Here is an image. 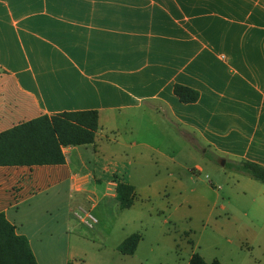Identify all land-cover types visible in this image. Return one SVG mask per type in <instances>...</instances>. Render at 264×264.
I'll return each instance as SVG.
<instances>
[{
    "label": "crops",
    "instance_id": "1",
    "mask_svg": "<svg viewBox=\"0 0 264 264\" xmlns=\"http://www.w3.org/2000/svg\"><path fill=\"white\" fill-rule=\"evenodd\" d=\"M86 111L99 112L96 142L65 149L64 165L0 167V214L38 264L136 255L119 252L130 236L116 194L128 184L138 197L133 164L169 168L195 146L264 167V0H0V134Z\"/></svg>",
    "mask_w": 264,
    "mask_h": 264
},
{
    "label": "rangeland",
    "instance_id": "2",
    "mask_svg": "<svg viewBox=\"0 0 264 264\" xmlns=\"http://www.w3.org/2000/svg\"><path fill=\"white\" fill-rule=\"evenodd\" d=\"M178 150L169 168L160 164L139 174L141 167L132 166L138 197L118 232L143 240L126 264H189L193 254L209 263L264 264V184L227 168L228 161L224 167L213 162L200 147L190 160ZM112 254L107 249L109 263Z\"/></svg>",
    "mask_w": 264,
    "mask_h": 264
},
{
    "label": "trees",
    "instance_id": "3",
    "mask_svg": "<svg viewBox=\"0 0 264 264\" xmlns=\"http://www.w3.org/2000/svg\"><path fill=\"white\" fill-rule=\"evenodd\" d=\"M174 94L185 105L196 104L200 100L198 91L182 85L174 87ZM99 131L100 116L97 111L40 117L0 134V167L64 165L65 149L94 144ZM207 157L217 162L213 157ZM226 167L264 184V167L259 164L240 160L227 162ZM116 194L123 211L133 207L137 197L133 186L120 184ZM142 239L141 234L131 235L119 247V252L123 256H133ZM0 264H38L28 239L18 234L5 214H0ZM189 264L222 263L219 260L207 263L201 255L194 254Z\"/></svg>",
    "mask_w": 264,
    "mask_h": 264
},
{
    "label": "built area",
    "instance_id": "4",
    "mask_svg": "<svg viewBox=\"0 0 264 264\" xmlns=\"http://www.w3.org/2000/svg\"><path fill=\"white\" fill-rule=\"evenodd\" d=\"M76 217L88 228H93L98 223V220L91 212L77 213Z\"/></svg>",
    "mask_w": 264,
    "mask_h": 264
},
{
    "label": "water",
    "instance_id": "5",
    "mask_svg": "<svg viewBox=\"0 0 264 264\" xmlns=\"http://www.w3.org/2000/svg\"><path fill=\"white\" fill-rule=\"evenodd\" d=\"M226 164L225 160H222L221 165L224 167Z\"/></svg>",
    "mask_w": 264,
    "mask_h": 264
}]
</instances>
